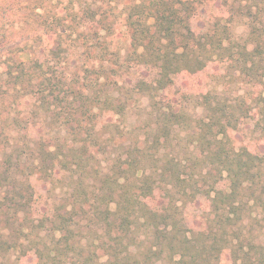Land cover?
I'll list each match as a JSON object with an SVG mask.
<instances>
[{
    "label": "trees",
    "instance_id": "trees-1",
    "mask_svg": "<svg viewBox=\"0 0 264 264\" xmlns=\"http://www.w3.org/2000/svg\"><path fill=\"white\" fill-rule=\"evenodd\" d=\"M28 2L15 36L0 8V264H264V0Z\"/></svg>",
    "mask_w": 264,
    "mask_h": 264
},
{
    "label": "rangeland",
    "instance_id": "rangeland-1",
    "mask_svg": "<svg viewBox=\"0 0 264 264\" xmlns=\"http://www.w3.org/2000/svg\"><path fill=\"white\" fill-rule=\"evenodd\" d=\"M1 7L5 8V10L7 9L8 16H7L6 20L11 23V25H9V29L11 30L12 33H14L13 36H15L16 33H18L19 31H22L21 28L23 26H22V24H20L21 19H22L21 17L27 15L29 2H28V0H0V8ZM11 11H18L17 13H19L21 17L15 18L13 16L14 13ZM213 12H214V7H212V6L206 7L205 13L199 14L198 18H196L193 21L194 29L199 30V29H201V27L203 25H206V23L208 22V18L210 17L211 13H213ZM205 73H207V72H205ZM208 75H209V72L207 73V77H208ZM205 80L206 79H204V78L200 79V81L202 83H204ZM177 88H178V85H177ZM237 89H238V87L228 88V90H230L232 92V97H235L236 95H238V93L241 92V91L239 92ZM144 104H145L144 99H141L139 101H135L134 107H132V108H134V109H132V114H133L132 120L134 121V123H135V119H137L136 118V112L138 110L137 107H142V106H144ZM242 133H239L238 136L239 137H241V135L245 136L244 133L243 134ZM203 207H204V205L201 203L199 206L191 207L187 211V213L190 214L191 216L200 214L201 213L200 209Z\"/></svg>",
    "mask_w": 264,
    "mask_h": 264
}]
</instances>
